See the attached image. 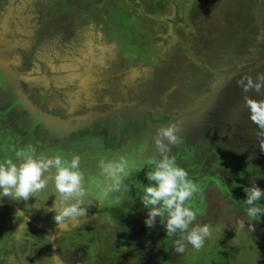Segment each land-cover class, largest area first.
Masks as SVG:
<instances>
[{
	"label": "flooded vegetation",
	"instance_id": "obj_1",
	"mask_svg": "<svg viewBox=\"0 0 264 264\" xmlns=\"http://www.w3.org/2000/svg\"><path fill=\"white\" fill-rule=\"evenodd\" d=\"M10 1L15 8L19 6L22 19L24 0H4L6 9ZM180 1L95 0V4H103L105 9L101 11L98 7L91 17L97 18V22L112 23L118 17L117 11L127 13L131 30L139 36V41L128 43L132 47L144 45V49L148 47L146 39H151L144 30L147 21L167 25V33L174 32L171 35L178 37L179 43L173 48L166 35H158L162 40H155L154 48L177 56L184 50L183 40L187 37L183 39V36H187L189 29L198 32V21L207 0ZM54 3L43 0L42 5L50 7ZM244 3L250 6L243 14L245 25L257 20L264 30V0ZM229 4L233 5L234 1L230 0ZM58 7L63 8L59 4ZM2 8L0 21L5 13ZM231 9L228 12L235 14L236 10ZM105 12L114 19L103 17ZM66 18L71 25L72 18L67 15ZM53 21L46 29L52 28L56 36L70 29L64 17ZM181 21L186 22V27ZM78 25L71 28L78 31ZM237 28L246 38L239 34L234 37V53L245 57L248 54L251 60L234 74L212 71L213 77L205 83L219 84L213 93L223 98L222 104L227 108L222 105L203 118V113L198 114L195 108L167 114L160 107L159 113L156 112L152 105L141 110L130 101L129 106L107 105L108 111L98 120L93 117L91 123H71L65 129L60 124H51L50 118L46 120L51 125L48 128L44 125L42 118L52 113L32 103L35 93L20 70L24 56L22 53L20 57L13 56L4 43L8 49L3 46L4 60L16 78L9 80L7 77L11 75L1 69L0 264H77L74 252L79 245L83 246L80 250L84 254L86 250L91 253L89 247L95 246L96 241L100 247L95 255L99 254L101 259L102 249H107L117 264H125L122 260L126 263L129 260V264H168L166 249L172 241L192 247L191 254L197 264H232L244 252L239 243L248 237L254 244L245 247L249 248L247 258L244 255V261L239 264H264L255 254V260L248 258V253H258V248H264V131L261 129L264 124L257 127L244 118L247 122L244 126L241 121L246 114L264 115V98H258L264 95V32L260 30L256 34L252 25L247 30ZM16 30L21 39L20 29ZM155 31L163 29L158 27ZM7 40L13 41L10 33ZM56 44L57 50L70 51L68 46L61 48L60 42ZM149 45L152 46L150 42ZM197 45L185 47L186 51L190 49L194 62L197 58L193 53L200 52ZM130 46L121 49L129 59L136 53ZM29 47L25 53L38 60L39 50L32 52V45ZM205 48L214 49V44L207 43ZM160 58L155 55L152 61ZM170 63L178 66L172 60ZM221 76L223 80L218 82ZM250 79L255 88L247 92L245 87ZM70 85L61 87L59 93L69 95L77 91ZM116 86L112 87L116 91L114 98L135 102V84L117 77ZM121 87L126 91L118 95ZM24 95L26 104L22 100ZM35 115L40 118H34ZM192 115L194 120L187 118ZM245 130L254 135L248 136ZM227 223L242 232L224 230ZM84 229L91 232L82 238L92 232L96 235L92 242L77 241L78 245L76 239H70V233H81ZM200 243L204 245L198 250ZM69 246L73 249L71 255ZM177 247L174 244L171 249ZM93 257L87 253L89 264L95 263ZM110 262L107 259L104 264Z\"/></svg>",
	"mask_w": 264,
	"mask_h": 264
},
{
	"label": "rangeland",
	"instance_id": "obj_2",
	"mask_svg": "<svg viewBox=\"0 0 264 264\" xmlns=\"http://www.w3.org/2000/svg\"><path fill=\"white\" fill-rule=\"evenodd\" d=\"M229 1L230 0H207L204 5V13L200 17L201 20L198 21V32L197 29L190 28L187 36H183V39L187 37L186 40H183L184 50L177 56H173V54L169 52H160L157 47L154 48L156 45L154 41L162 40L158 35H166V41H169L173 48L179 43V38L177 37V39H175L171 35L174 32L167 33V25H160L147 21L144 30L147 36L151 38L146 39L147 41L145 43L148 47L145 49L143 48L144 45H135L132 47L130 43L139 41V36L135 30H131L130 24L127 22V13L121 12L122 10L117 11L116 14L118 17L112 23L105 20L97 22V18L94 19L91 15L98 12V7H100L101 11H104L105 5L95 4V0H54V5H50V7L47 5L43 6V0H24L22 6L25 8L20 15L23 16L22 19L19 17V6L15 8V5L10 1V7L6 9L4 0H0V10L3 7L2 11L5 12L4 18L1 17L2 19L0 21V40H2V46L0 44V71L3 68L2 70L4 73L8 76L10 74L12 77L6 76L9 80L16 78L15 74L10 72L7 60H4L3 49H5L7 45L12 51L13 56L20 57L22 53L24 59L20 70L24 73V76L27 77L30 90L32 89L35 93L33 100H31L35 102L32 103L37 105L40 110L52 113L51 117L58 118L60 125L64 126V129L71 123L77 124V121L80 120L82 122L87 120L88 122L90 121V123L93 117L98 120L101 115L103 116L105 112L108 111L106 109L108 106L114 105L117 107L116 103L121 107L122 105L129 106L128 104L134 103L136 105L132 106L141 110L144 107L152 105L156 112L159 113L158 109L160 107V110H165L167 114L174 112V110L182 111V108H195V110H198V114L202 112L204 114H202V116L205 118L208 113H211L210 111L218 110L222 105V108H227L226 104H222L223 98L217 97L213 93L214 89H217L219 84H215L213 81L209 85L205 84L209 83L213 77L212 71L215 73H222V71L225 70V73L234 74L240 70V67L244 69V67H246L245 64L251 60L248 59V54L245 57L244 54L234 53L236 45V39L234 37L240 35V37L246 38L242 33L240 34V29L237 28V26L243 27L242 30H247L249 25H252L256 27V34L260 30H263V24L257 20H251L245 25L243 14L246 10L248 11V9H250V6H247L248 3H246V5L244 3L246 0H233V5H230ZM58 4L62 5L64 9L58 7ZM261 5L260 3V6ZM223 7L227 9L225 10ZM230 8H232L231 11L236 10L235 14L230 11L228 12ZM128 10L129 8H126V12ZM15 12H17V14L14 19L10 21ZM12 13L13 15L10 16ZM66 15L72 18L70 22L71 25L67 22ZM128 15H130V13H128ZM75 16L77 17L75 18ZM56 17H61V20L64 17L66 26L68 27L70 25V29L66 28V33H62L60 36L54 35L52 28H49V31L46 29L48 25H50L49 27L53 25V19ZM103 17H106V19H114V16L106 12L103 14ZM181 22H183V27H186V22ZM74 24H79L77 26L78 31H74L71 28ZM158 27H161L163 31L156 33L155 29H158ZM16 28L20 29L19 33L22 35L21 39ZM187 28H189V24H187ZM9 33L13 40L11 43L6 42L8 41L7 36ZM17 35L18 41L15 40ZM128 41L131 42L128 43ZM51 42H53L54 45L50 44ZM56 42L62 44L61 48L68 46V50L70 48V51L66 53L62 49H60V51L57 50L58 44H56ZM149 42L152 44L151 47ZM124 43H126V45ZM192 43H197V49L200 51L192 55L197 58L195 62L191 61L193 59L189 55L190 49L188 48V51L185 49L187 46L191 47L190 45H192ZM207 43L214 44V49L209 50L205 48V44ZM16 44L18 45L17 48ZM29 45H32V52L39 50L38 60H33L26 54V49L30 48ZM193 45L196 47V44ZM122 46H126L124 48H129V46L130 48L132 47L133 51L136 52L134 53L135 56L131 59L126 57V52L121 50L123 49ZM46 48H49V51H47ZM149 49L150 52H147ZM51 50H53V52ZM50 51L53 54H49L51 53ZM186 52H188V54ZM155 55L161 56L160 61H152ZM170 60L177 62L178 66L171 64ZM117 77L118 79L124 80V82L136 85L135 93L137 98L135 102L132 99L126 101L122 97L114 98L115 96L113 94L116 93V91H112V87L116 86ZM221 78L217 81L221 82L223 80V78ZM251 81L252 79H250V82L245 87V91L248 90L247 92L254 91L252 89L255 87L253 81ZM14 82L16 81L14 80ZM69 83L71 85L73 84L72 89L77 91L69 95H61L59 93L60 88L69 86ZM212 86L214 88H212ZM115 89H117V86ZM118 91L119 95L120 92L126 90L121 87ZM137 91L139 93H137ZM144 91L148 95L146 96L147 98L144 97V95H146ZM78 93H80V95H77ZM252 95V98L255 97V94ZM259 97L264 98V95L258 96V98ZM25 99L27 98H25L24 95L22 100ZM167 100H169V103ZM24 104H26V100ZM153 109L150 108L149 110L152 112ZM137 112L143 115L142 111ZM187 118L194 120L195 116L192 115ZM244 118L248 119V123L256 125L257 127L260 124H264V115L260 116L258 113L255 115L246 114L241 117V121H243L242 124L247 125ZM250 120H252V122H250ZM261 129L264 131V125ZM245 132L248 136L254 135V132L249 130H245ZM220 218L226 220L223 216ZM235 228L236 227L231 223H227V225L224 226V230L226 231L232 230L239 234L242 232L236 231ZM56 229H58V227H56ZM89 231L88 229H84L81 233L77 231L70 233V239L75 240L77 238H82V235ZM92 233L90 236H85L84 240L92 242L96 236ZM252 240L251 237H248L244 238L239 243H242L241 251L244 250V252L243 254L240 253L239 258L232 260V264H239L240 261H244L243 256L245 255L246 257V251L249 250V248L245 249V247L251 244L253 245L254 243ZM255 241L254 239V242ZM74 242L76 243L77 240ZM171 243V247H173L174 244L178 247L171 249L169 246L168 249H166L168 264H197L194 256L191 254L192 247L183 243L179 244V241H172ZM259 244H261V242H259ZM92 245L89 247L91 253L83 249L86 254L80 250L83 246L79 245L78 250L74 252L79 261L77 264L91 263L87 258V253L93 254L95 257H93L94 264H104L107 259L111 261L108 264H117L114 262L116 259L107 249H102L103 252L100 254L101 259L99 258V254L95 255V250L100 247L99 242L96 241L95 246ZM203 245L204 243H200L198 250H201ZM69 247L71 248L69 250L71 255L73 249L71 246ZM261 249L264 250V248ZM261 249L258 248V253L257 251L251 252L252 254L248 253V258L251 257L254 259L256 256L264 260V253ZM122 261L125 264H129V260L127 263L124 260ZM70 263L74 264L73 262ZM200 263L202 264V262Z\"/></svg>",
	"mask_w": 264,
	"mask_h": 264
},
{
	"label": "water",
	"instance_id": "obj_3",
	"mask_svg": "<svg viewBox=\"0 0 264 264\" xmlns=\"http://www.w3.org/2000/svg\"><path fill=\"white\" fill-rule=\"evenodd\" d=\"M14 1H15V0H14ZM47 118L52 119L51 116H46L44 119L42 118V121H43L44 125L48 128L51 124H54V122H52L51 124H49L48 121L46 120ZM78 119H80V118H78ZM56 120H57L56 123H57V124H60L59 119L57 118ZM74 120H75V119H74ZM84 121L87 122V120H84ZM85 122H83V123H85Z\"/></svg>",
	"mask_w": 264,
	"mask_h": 264
},
{
	"label": "crops",
	"instance_id": "obj_4",
	"mask_svg": "<svg viewBox=\"0 0 264 264\" xmlns=\"http://www.w3.org/2000/svg\"><path fill=\"white\" fill-rule=\"evenodd\" d=\"M34 113H35V112H34ZM40 114H41V113H40ZM41 115H42V114H41ZM34 118H40V117H39L38 115H35ZM52 120H53L52 122H54V123L57 122L56 118H54V117H52ZM80 123H82L81 120H80V121H77V125L80 124ZM259 260H260V259H258V261H259Z\"/></svg>",
	"mask_w": 264,
	"mask_h": 264
},
{
	"label": "bare ground",
	"instance_id": "obj_5",
	"mask_svg": "<svg viewBox=\"0 0 264 264\" xmlns=\"http://www.w3.org/2000/svg\"><path fill=\"white\" fill-rule=\"evenodd\" d=\"M5 25H6V24H5ZM76 240H77L78 242L84 243V237H83V238H79V239L77 238ZM91 247H92V246H91Z\"/></svg>",
	"mask_w": 264,
	"mask_h": 264
}]
</instances>
